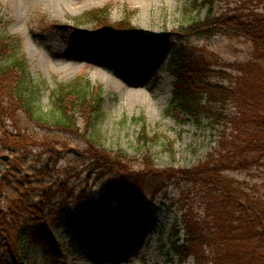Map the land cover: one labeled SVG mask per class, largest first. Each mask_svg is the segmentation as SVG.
Masks as SVG:
<instances>
[{"label":"trees","instance_id":"trees-1","mask_svg":"<svg viewBox=\"0 0 264 264\" xmlns=\"http://www.w3.org/2000/svg\"><path fill=\"white\" fill-rule=\"evenodd\" d=\"M216 2L194 1L195 9H206L207 14L204 19L193 18L188 31L243 37L258 59L226 63L215 53H193L182 42L171 66L176 81L168 112L181 126L192 123L203 132L211 129L216 145L192 169L171 166L139 173L126 169L132 159L127 153L103 150V90L85 77L59 85L53 91L51 111L44 112L37 105L39 91L20 40L0 22V160L4 152L14 154L12 164L0 173V194L7 199V209L0 216V239L12 258L30 264L40 228L60 209L73 208L79 229L94 233L111 207L143 210L145 188L159 194L175 182L195 188L199 203L197 210L194 200L187 202L186 210L181 207L182 226L172 245L179 264H264V195L250 192L246 183L230 175L251 174L264 167V14L219 13ZM109 12L105 8L80 17L95 25L103 38L101 45L113 36L140 47L162 40L144 36L131 26L130 19L111 23ZM142 128L140 144L158 137L151 138L145 121ZM52 129L61 137L50 134ZM81 141L86 142L84 148ZM38 148L39 157H48L43 167L37 166L34 176L39 177L33 181L24 171ZM142 154L151 165L149 153ZM65 157L82 160L81 166L87 164L97 180L107 179L100 200L88 203L85 188L71 184L72 175H52ZM5 189L11 191L6 194ZM70 201H76L75 205Z\"/></svg>","mask_w":264,"mask_h":264},{"label":"rangeland","instance_id":"rangeland-1","mask_svg":"<svg viewBox=\"0 0 264 264\" xmlns=\"http://www.w3.org/2000/svg\"><path fill=\"white\" fill-rule=\"evenodd\" d=\"M194 1L0 0V22L7 25L9 35L20 40L21 53L28 61L29 72L39 91L37 105L44 112L51 111L53 91L59 85L85 77L92 85L100 86L103 90L104 118L100 127V146L103 150L111 154L118 150L127 153L132 159L126 169L139 173L171 166L192 169L205 160L216 145L211 129L203 132L192 123L181 126L168 112L176 81L171 66L182 42L193 53H215L226 63L258 59L253 55L250 43L243 37L188 31L193 18L204 19L207 14L206 9H195ZM105 8L110 10L111 23L130 19L128 22L131 26L144 36L162 40L158 44L140 47L131 45L120 36H113L106 45H101L103 38L94 28L95 25L89 20H80V17L86 12ZM215 8L219 13L243 10L264 14V0H217ZM74 43L81 46L72 47ZM115 53L126 54V63H134L137 68L142 63H149V79L144 83L131 84L126 75L102 66L104 60L114 57L117 55ZM232 72L238 73L235 69ZM137 76L128 75L130 79ZM144 121L151 138L158 137L151 143L140 144L138 137ZM51 133L55 136L61 134L54 129L50 130ZM81 142L79 145L84 148L86 142ZM40 152L39 148L34 149V157L28 160L29 167L24 171L29 178L32 176L33 181L39 177L37 173L34 176L37 166L43 167L47 163L48 156L39 157ZM143 152L149 153L151 165L147 164ZM3 155H8L10 159L0 160V173L12 164L10 161L14 158L11 152H4ZM82 163V160L72 157L60 159L56 168L58 171L52 175H72L71 184L85 188L88 203L93 204L94 200L101 199L107 179L97 180V175H92L88 165L81 166ZM230 175L246 183L250 192L264 195V167L254 169L251 174L240 171ZM168 184L167 191L159 194L147 188L143 190L146 199L143 210H133L131 206L111 207L103 225L94 233L86 234L79 229L73 219V208L68 211L60 209L55 216L47 218L46 227L40 228L29 263L179 264L172 245L176 240V231L182 226L181 207L186 210L187 202L194 200L197 210L199 203L194 195L197 191L195 188L186 183ZM189 190L192 199L187 194ZM10 191L5 189L6 194ZM75 203L70 201L73 206ZM0 209L1 215L7 209L5 194H0ZM112 218L115 219L114 224H111ZM155 218L157 224L150 237L147 234L142 237L138 235L140 249L127 247L129 249L124 251L133 223L146 225ZM105 227L110 228L101 248L102 255L97 257L93 255L91 247ZM179 236L183 237V233ZM8 250L6 243L0 239V264H21L11 257Z\"/></svg>","mask_w":264,"mask_h":264},{"label":"bare ground","instance_id":"bare-ground-1","mask_svg":"<svg viewBox=\"0 0 264 264\" xmlns=\"http://www.w3.org/2000/svg\"><path fill=\"white\" fill-rule=\"evenodd\" d=\"M81 44H77L74 43L72 44V47H80ZM117 55H113L114 57H109V59L104 60L102 66L106 67V68H111L113 69L116 73H121L123 75H126L127 79H129V81H131V84L136 83H144L149 79V75L147 73V69L149 68L150 64L149 63H142L139 65V67L137 68L136 65L134 63L132 64H127L126 61H128V57H126V54H119V53H115ZM119 54V55H118ZM140 59H143L142 56L139 57ZM126 60V61H125ZM125 72H123L122 70ZM129 74H137V78L132 77V79H130L128 77ZM156 218L153 219L151 222H149L148 224H144L141 225L140 223H133V226L129 228V235L130 236L128 239V241L126 240V246H125V250L127 247H132L133 249H140L141 246V242H140V236L142 237L143 235L147 234V237H150L151 232L154 230V226H156L157 222H156ZM115 223V219H111V224ZM110 227H105L103 229V233L101 235H99V238L97 240V242L91 247L92 249V253L94 256H101L102 255V246L103 244H105L106 242V237H107V233ZM139 235V237H138ZM92 242V240L90 241Z\"/></svg>","mask_w":264,"mask_h":264},{"label":"water","instance_id":"water-1","mask_svg":"<svg viewBox=\"0 0 264 264\" xmlns=\"http://www.w3.org/2000/svg\"><path fill=\"white\" fill-rule=\"evenodd\" d=\"M3 161H8L9 159H10V157L8 156V155H4V156H2V158H1ZM1 213H2V209H0V215H1Z\"/></svg>","mask_w":264,"mask_h":264}]
</instances>
